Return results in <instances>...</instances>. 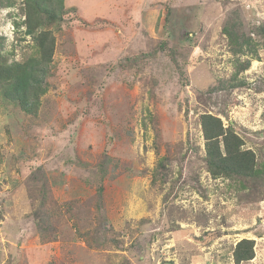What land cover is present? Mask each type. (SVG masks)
<instances>
[{"label":"rangeland","instance_id":"1","mask_svg":"<svg viewBox=\"0 0 264 264\" xmlns=\"http://www.w3.org/2000/svg\"><path fill=\"white\" fill-rule=\"evenodd\" d=\"M65 1L38 114L0 95V264H264V179L213 178L200 121L264 160V0ZM226 22L262 43L240 73Z\"/></svg>","mask_w":264,"mask_h":264},{"label":"trees","instance_id":"2","mask_svg":"<svg viewBox=\"0 0 264 264\" xmlns=\"http://www.w3.org/2000/svg\"><path fill=\"white\" fill-rule=\"evenodd\" d=\"M15 3L16 0H0V10L13 7ZM65 6V0L23 1L21 10L25 19L15 21V25L21 32L19 39L30 37L34 50L22 59L3 51L5 37L0 36V95L28 114H38L42 97L49 89L47 78L57 42L53 26H58L63 14L69 10ZM24 25L26 27L21 30ZM222 32L236 57L237 73L247 70L252 60H260L262 43L251 34L240 33L237 24L230 22L224 24ZM243 57H246L245 61ZM200 121L205 138L207 170L213 178L240 179L241 182L243 178L264 179V160H260L252 148L245 146L244 137L232 124L225 126L220 116L209 112L203 113ZM243 182L242 186L246 187ZM255 243L254 239L243 238L236 244L233 252L236 264L255 257Z\"/></svg>","mask_w":264,"mask_h":264},{"label":"clouds","instance_id":"3","mask_svg":"<svg viewBox=\"0 0 264 264\" xmlns=\"http://www.w3.org/2000/svg\"><path fill=\"white\" fill-rule=\"evenodd\" d=\"M65 4H66V1H65ZM68 9V8H67Z\"/></svg>","mask_w":264,"mask_h":264}]
</instances>
